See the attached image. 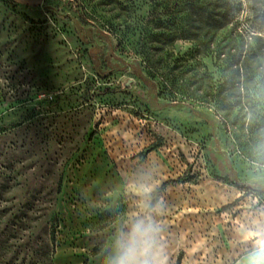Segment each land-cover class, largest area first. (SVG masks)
Here are the masks:
<instances>
[{"label":"rangeland","instance_id":"374dc122","mask_svg":"<svg viewBox=\"0 0 264 264\" xmlns=\"http://www.w3.org/2000/svg\"><path fill=\"white\" fill-rule=\"evenodd\" d=\"M13 1L0 264H112L136 219L155 229L156 264H245L264 231V89L193 43H264L247 0L197 40L173 39L187 0Z\"/></svg>","mask_w":264,"mask_h":264},{"label":"trees","instance_id":"16d2710c","mask_svg":"<svg viewBox=\"0 0 264 264\" xmlns=\"http://www.w3.org/2000/svg\"><path fill=\"white\" fill-rule=\"evenodd\" d=\"M14 3L13 0H9ZM248 7L257 24L264 28V0H247ZM243 0H187L184 3L187 25L179 29L180 39H201L210 30L219 33L230 24L237 25L236 19L243 9ZM47 12H54L49 6ZM178 32V31H175ZM253 38L259 35L253 34ZM262 40V39H261ZM199 59L213 57L222 69L236 66L246 69L251 80L259 82L258 90L264 89V43H193ZM223 71V70H222Z\"/></svg>","mask_w":264,"mask_h":264},{"label":"clouds","instance_id":"9594fccd","mask_svg":"<svg viewBox=\"0 0 264 264\" xmlns=\"http://www.w3.org/2000/svg\"><path fill=\"white\" fill-rule=\"evenodd\" d=\"M154 227L143 219H136L130 230L122 235L112 264H156L152 256ZM245 264H264V231L252 238ZM162 264V262H161Z\"/></svg>","mask_w":264,"mask_h":264},{"label":"water","instance_id":"95a60500","mask_svg":"<svg viewBox=\"0 0 264 264\" xmlns=\"http://www.w3.org/2000/svg\"><path fill=\"white\" fill-rule=\"evenodd\" d=\"M134 82V79L131 77H125L123 79L122 85L124 88H130L132 86V83Z\"/></svg>","mask_w":264,"mask_h":264}]
</instances>
